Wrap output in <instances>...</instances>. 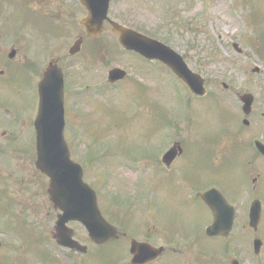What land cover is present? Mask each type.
<instances>
[{"label":"rangeland","instance_id":"obj_1","mask_svg":"<svg viewBox=\"0 0 264 264\" xmlns=\"http://www.w3.org/2000/svg\"><path fill=\"white\" fill-rule=\"evenodd\" d=\"M111 3L110 14L115 20L152 34L185 54L190 68L206 77L207 89L215 95L227 96L231 93L223 92L226 89L224 84L237 90L260 85L259 78L263 79L264 84V0H112ZM32 32L33 56L40 71L47 65V51L48 57H51L56 50V42L47 46L44 38ZM75 33L65 32L63 41L58 44L67 61L64 68L70 74L71 83L67 92L73 105L69 107L77 113L74 122H71L68 109L65 135L74 159L85 168L86 181L98 191L104 216L112 223L117 222L122 231V228L129 227L132 232L133 223L146 222L147 225L140 226V229L142 233L151 232V239L156 245L164 239L157 235L155 223L158 218L170 221L174 214L187 224V230L189 225L200 227L206 221L210 222L212 215L209 210L189 198L192 197L191 193H188V198L185 197V185L181 183V174H185L182 166L175 168L172 180L170 177L162 180L157 174L155 162L163 145L168 148L173 143V136L164 141L166 128L170 127L169 130L177 135L175 125L189 126L201 133L200 139L206 152L202 178L207 183L212 181L214 177L210 176V170L223 168L222 164L217 168L220 160L215 161L214 155L218 143L222 141L220 133L227 131L232 122L226 116L228 112L215 98L210 101L194 98L190 90L183 87L163 64L140 61L134 55L132 57H136L135 61L139 64L148 63L146 67L149 71L142 82L147 88L140 90L144 91L147 100L145 97L138 98V89L129 80L108 86L109 70L123 67L133 71L130 62L133 58L126 56L118 36L108 25L103 35L107 40L104 41L112 49L116 47L117 51L113 49V54H107L112 55L108 56V63L101 59L97 62L90 60L89 66H95L88 74L80 55L72 58L71 63L68 58L70 47L76 40ZM250 40L251 44L248 43ZM236 43L242 52L234 47ZM87 45L81 57L88 51ZM255 68L263 72L253 73ZM40 78L41 74H37V85ZM100 88L112 91V94L103 95ZM87 90L92 93V97L88 95L87 98L91 103H78L77 93ZM94 100L100 101L96 108ZM230 102L232 100L226 104ZM84 108L88 113L81 116L79 111ZM72 115L74 117V113ZM101 134L104 136L103 142H100ZM93 135L98 137L97 144H94ZM120 154L125 155L127 164L134 169L120 165L124 160L123 155L118 159ZM97 156L98 161L92 159ZM192 171L197 177V168L194 167ZM35 175L26 169L11 178L9 197L4 194L7 198L2 202L7 201L13 207L11 219L14 232L7 236L0 234V256L3 259H9L11 264H107L104 259L110 256L116 258L119 264H130L128 238H122L110 249L99 250L91 242L85 227L78 222H72L70 226L76 238L89 246V253L83 255L61 248L53 238L59 211L54 209L47 194L48 179L44 178L45 188L42 191V182H38ZM179 219H172V223L182 228ZM137 235L130 236L146 239L143 234ZM207 244L212 249L213 258L220 259V239L207 240ZM186 245V241L179 243V247ZM45 251L52 254L50 258L53 256L56 259L54 263H48L40 255ZM190 257L188 254L181 256L179 263H185ZM163 261L167 260L161 259L156 264Z\"/></svg>","mask_w":264,"mask_h":264},{"label":"flooded vegetation","instance_id":"obj_2","mask_svg":"<svg viewBox=\"0 0 264 264\" xmlns=\"http://www.w3.org/2000/svg\"><path fill=\"white\" fill-rule=\"evenodd\" d=\"M88 12V7L81 0H0V234L3 233L7 236L14 232L11 219L12 204L10 200L11 205L7 201L6 203L2 202L4 198H7L4 196L5 193L9 197V187H12L9 186L10 179L17 177L27 169L36 174L35 177H38V182H42V191L45 188V175L37 167L35 124L39 116L40 106L39 84L37 85L35 82L37 74H41V80L51 65H56L63 71L66 121H68L67 112L69 109L70 117H72L71 122H74L77 113L69 107L73 104H71V97L67 92L71 83L69 81L70 74L64 68L67 61L63 56L61 46L58 45L59 42L63 41L65 32L72 34L76 31L74 37L76 36V39L83 38L81 51L75 55L68 54V58L71 59V63L72 58L80 55L82 63L87 67L88 74L95 66H91V64L89 66L90 60L97 62L101 59L108 63V56H112H106L105 53L96 50V44L107 43L104 41L107 38L103 35L94 37L87 32V27L83 21L88 16ZM108 24L106 22L105 25L108 26ZM32 31L38 33L41 39L44 38V42L48 43L47 46L56 42V50L51 53V57H48L49 53L46 50L47 65L45 64L46 66H43L40 71L37 70V62L33 56L34 39L32 38ZM248 43L251 44L252 41L250 40ZM86 44H88L86 47H89L88 51L81 57ZM234 47L238 52H242L238 43L234 44ZM258 51L262 52L260 49ZM125 53L127 57L134 55L140 61L163 64L156 60L148 61L146 57L135 51L125 50ZM183 55L186 60L187 56ZM262 55L264 57V47ZM136 57H132L133 60H130L134 70L130 71L131 69L124 68L125 77L119 81L112 83L107 76L108 86H116L129 80L138 89L136 93L138 98L143 99L145 97L146 99L144 91L140 92V90L147 88L142 82L146 78V72L149 71L146 67L148 63L139 64L138 61H135ZM253 71L256 74L263 72L260 68H255ZM204 79L206 86V77ZM178 81L183 84L179 78ZM258 83L260 84L258 86L251 85L238 90L225 85L227 87L223 92H231L227 96L215 95L208 89L203 96H194L190 93L194 98L204 99V101L215 98L228 112L226 116L230 117L232 121L228 130H223L220 133L219 138L222 141L218 143L217 152L214 155L215 161L220 160L217 168L221 164L223 168L210 170V176L214 179L209 183L202 178L204 173L203 158L206 156V152L203 149L199 130L195 131L189 126L179 125L176 127L175 125L176 135L174 134L175 131L173 133L172 130H169L170 127L166 128L167 134L164 141L173 136V143L168 148L166 147L167 149L163 145L161 154L157 157L155 163L159 178L164 180V178L170 177L172 180L175 168L182 166L185 174H181V183L185 185V197L188 198V193H191L192 197L189 196V198L202 204L209 212L210 208L202 199V193L210 188L218 189L225 200L223 198L218 199V204L222 207V227L221 234L209 236L206 232L209 225L207 221L200 227L189 225L187 230L185 227L187 224H184L181 217L179 219L174 214L170 217V221L158 218L155 223V225L157 224V235L164 239H162V243L156 245L151 239V232L142 233L140 229V226L147 225L146 222H130L133 223L132 232L129 227L122 228L123 231L119 239L128 238L131 242V238L134 237L130 235L138 237L137 234H143L146 236V239L143 240L155 246L164 247L159 258L154 262H149V264L159 263L161 259L167 260L163 261L162 264H180L178 258L186 254L191 255V257L181 264H264L263 79L259 78ZM100 90L103 95L112 94V91L108 92L102 88ZM88 95L92 97L91 91L77 93L76 98H79L77 102L87 104L90 102L87 99ZM250 99L251 103L248 104L247 101ZM228 100H232V102L226 104ZM95 103H97L94 104L95 108L100 105V101H95ZM99 108L102 109L101 106ZM70 110L72 111L70 112ZM79 112H81V116L83 113H88L85 108ZM94 112L96 111L94 110ZM164 144L166 143L164 142ZM176 144L178 145L175 152L165 159L167 151L174 148ZM122 155L124 160L120 162V165L132 168L127 164V158L124 154L118 155V159ZM194 167L197 168V177L192 171ZM196 178L198 180H195ZM21 180H24V177H21ZM187 202L186 199L185 203ZM231 214H233L232 223L227 225ZM177 218L182 228L173 225L172 219ZM211 239H220V259L213 258L212 249L207 244V240L210 241ZM180 241H186L187 245L184 248L179 247Z\"/></svg>","mask_w":264,"mask_h":264},{"label":"water","instance_id":"obj_3","mask_svg":"<svg viewBox=\"0 0 264 264\" xmlns=\"http://www.w3.org/2000/svg\"><path fill=\"white\" fill-rule=\"evenodd\" d=\"M111 0H82L89 8V17L84 20L88 32L92 36L104 31V24L109 20L114 27L115 34L120 35V43L127 50H134L146 56L148 59L163 61L183 81L190 86L194 93L203 95L205 93L204 80L201 75L193 73L184 58L173 48L147 36L141 32L125 27L109 18ZM82 40L72 47L71 54H75L81 48ZM121 68L112 69L109 73L111 81L119 80L124 76ZM40 109L37 125V167L50 177L49 192L51 200L56 207L63 210L58 217L56 225V238L58 243L70 249L86 252L88 247L82 245L73 238L72 229L68 223L71 220L83 223L90 233L93 241L99 244L115 240L118 230L114 228L102 215L99 209L97 193L84 181V169L72 160L70 148L67 145L65 131L64 113V75L56 66L48 69L39 86ZM251 103V99L247 101ZM171 152V153H170ZM165 159L169 157L170 151ZM205 202L210 206L214 215L212 225L207 229L208 234H219L222 223V210L218 204L221 193L216 189H210L202 195ZM233 214H231L227 225H231ZM133 264H144L157 258L163 248L156 249L149 243L133 240L131 249Z\"/></svg>","mask_w":264,"mask_h":264}]
</instances>
